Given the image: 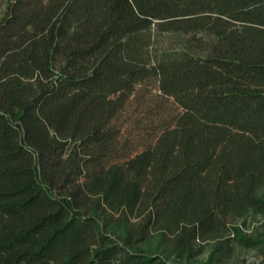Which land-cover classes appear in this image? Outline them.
Returning a JSON list of instances; mask_svg holds the SVG:
<instances>
[{
	"label": "trees",
	"instance_id": "1",
	"mask_svg": "<svg viewBox=\"0 0 264 264\" xmlns=\"http://www.w3.org/2000/svg\"><path fill=\"white\" fill-rule=\"evenodd\" d=\"M152 82L175 111L124 137ZM208 242L204 264H264V0H0V264L191 263Z\"/></svg>",
	"mask_w": 264,
	"mask_h": 264
},
{
	"label": "rangeland",
	"instance_id": "2",
	"mask_svg": "<svg viewBox=\"0 0 264 264\" xmlns=\"http://www.w3.org/2000/svg\"><path fill=\"white\" fill-rule=\"evenodd\" d=\"M170 101V100H169ZM165 99H163L156 88V85L152 83H145L139 87L131 98L129 104L124 109V111L120 114L117 119V124L123 127V132L126 131L124 137H127L130 132H132V127H136L137 123L143 119L145 112L149 109L156 107L157 105L164 104L165 113L169 115L170 112H174L175 109L173 105ZM133 135L140 134V131L135 130ZM123 137V138H124ZM261 219L254 216H248L245 221V226L242 224H238L237 226L242 229V234L249 239L255 240V238H259ZM214 243L208 242L204 245V254L197 258L195 261L191 263H180V264H204L208 260L209 256L213 252ZM140 249L145 252L151 253H162L161 248L159 247V243L157 238L150 240L148 243L140 246ZM260 249H243L240 247H235L234 254L231 259L227 262L219 263V264H261V252ZM171 264H179L175 262L173 259L171 260Z\"/></svg>",
	"mask_w": 264,
	"mask_h": 264
}]
</instances>
